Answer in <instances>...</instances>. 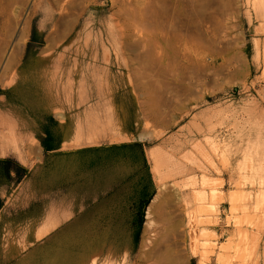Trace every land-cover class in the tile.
Masks as SVG:
<instances>
[{"label": "rangeland", "instance_id": "rangeland-1", "mask_svg": "<svg viewBox=\"0 0 264 264\" xmlns=\"http://www.w3.org/2000/svg\"><path fill=\"white\" fill-rule=\"evenodd\" d=\"M63 1H0V126L65 141L10 206L0 264H238L232 196L264 189V0ZM203 175L205 235L184 199ZM45 194L43 229L20 207Z\"/></svg>", "mask_w": 264, "mask_h": 264}, {"label": "crops", "instance_id": "crops-1", "mask_svg": "<svg viewBox=\"0 0 264 264\" xmlns=\"http://www.w3.org/2000/svg\"><path fill=\"white\" fill-rule=\"evenodd\" d=\"M0 128V159L13 158L19 166L27 169L26 174L21 180H19V182L0 191V196L3 198V204L0 207V234L5 235L6 231L4 225H6V222L11 219H17L20 211V209L17 210L14 208L10 210L13 201H15V199L23 192L25 185L32 179L35 167L46 162L49 152L63 149L65 141L63 139L55 140V146L52 149L47 150L42 142V139H45L46 137L45 133L49 131L46 124L43 126L41 125L38 131H34L28 135H22L20 129L14 125L0 126ZM43 196H45V198L39 197V200L34 199L38 200L39 203H35L37 201L29 200L26 205L20 208H22L23 211H32L33 207H38L39 213L36 215L31 214L29 220H33L36 223L39 219L41 223L43 222L42 224L39 223V228L45 229L48 226V212L50 209L55 206V209H53L55 213H51L50 215L53 222L54 219L56 221L61 219V215H59L61 210L59 209L58 203L49 204L46 194ZM72 212L74 213V210ZM73 213L70 220L74 217ZM43 236L44 234L41 235L40 239H42Z\"/></svg>", "mask_w": 264, "mask_h": 264}, {"label": "bare ground", "instance_id": "bare-ground-1", "mask_svg": "<svg viewBox=\"0 0 264 264\" xmlns=\"http://www.w3.org/2000/svg\"><path fill=\"white\" fill-rule=\"evenodd\" d=\"M0 1H2V0H0ZM13 0H6V2H5V7L7 8V6L9 5L8 3H11ZM65 1H68V0H64L63 2H65ZM71 1V0H70ZM70 1H68V2H70ZM65 3H67V2H65ZM65 3H63L62 4V6H61V8L63 9V8H65L66 6H65ZM73 3V2H72ZM59 4V3H58ZM81 4V3H80ZM0 5H1V2H0ZM70 5V4H69ZM82 5V4H81ZM1 7V6H0ZM3 7H4V5H3ZM75 7V6H74ZM5 8V9H6ZM71 8V7H70ZM1 9H3V8H1ZM62 9H61V11H62ZM78 9V8H77ZM72 10V9H71ZM2 11H4V10H2ZM68 11V10H67ZM14 12V11H13ZM1 19H2V17H0ZM3 18H4V16H3ZM14 18V17H13ZM68 18V17H67ZM70 18H72V17H70ZM3 20V19H2ZM4 24V23H3ZM7 26H8V24H7ZM7 28H9V27H7ZM11 29V28H10ZM11 32V31H10ZM10 34V33H9ZM10 37V36H9ZM2 41V40H1ZM11 42V41H10ZM14 43V42H13ZM12 42L9 44V45H12L13 44ZM1 45V44H0ZM13 46V45H12ZM15 49H16V47H15ZM0 50H2V49H0ZM13 50V49H12ZM4 52V51H3ZM13 52V51H12ZM17 53V52H16ZM2 54V53H1ZM10 56V55H9ZM0 58H2L3 60H6L7 59V55H5V53H4V55L3 56H0ZM2 62V61H1ZM3 62H5V61H3ZM1 64H3V63H1ZM8 64V63H7ZM13 65V64H12ZM12 65H11V67H12ZM1 66V65H0ZM5 66H7L6 64H5ZM10 67V68H11ZM214 149V148H213ZM216 150V149H215ZM207 158V157H206ZM209 161V162H208ZM207 162L208 163H210L212 166H215V163H216V161L214 162V160H213V158L211 157L209 160H208ZM200 168V167H199ZM215 168V167H214ZM184 169V168H183ZM201 169V168H200ZM180 170V169H179ZM201 170H203V169H201ZM206 171V170H205ZM216 171V170H215ZM204 174V173H203ZM213 178V177H212ZM212 178L210 179L209 178V176H206V175H203L202 176V178H201V180H199V183L197 182L198 180H195V181H193V182H191V186L193 185V186H196V184L198 183V184H200V186L198 187V186H196L195 187V189L193 188L192 190L193 191H191V192H189V193H185V200H186V202H187V204H188V199L190 198V196H192V194H193V196H194V198H195V201H196V203L198 202L201 206L203 205H206V206H208V208L211 210H208L207 208H206V214H205V216H203V217H201V223H203V225L205 226V227H203V234L205 235L207 232L206 231H208L209 230V226H213V228L212 229H214V230H216L215 228H216V225L219 223V218H218V204H217V202H216V200H215V197L217 196L216 194H217V188H218V183L215 181V180H212ZM196 179H199V178H196ZM217 180V179H216ZM253 183H254V181L253 180H251ZM260 181H262V180H260ZM260 181H259V183H260ZM177 185H179V182H175ZM188 183V182H187ZM238 184V183H237ZM241 183H239V185H240ZM192 186V187H193ZM210 187V188H209ZM210 190L209 191V194H211V200L209 199L208 200V197H207V194H208V190ZM244 190V189H243ZM258 190L260 191V193H261V195H259L258 196V194H260V193H258L256 196H253V197H251V198H249V200H248V198H247V200L244 198V199H242V198H238L239 196H238V194L235 196V197H233L232 196V200L234 201V205H233V203H232V211H233V213H237V211H240L241 212V214H242V219L240 220V217H239V213L237 214L238 215V217L237 218H235V219H238L237 220V222L236 223H240L241 225H238L237 226V228H236V231H235V233L237 234L236 236H238V239H239V241H238V243H237V252H236V250H235V252H236V256L235 257H237L236 258V260H234V261H236V262H239L238 264H261V260H263V263H264V209L263 210H261L260 212H261V214L258 212L259 210V208L257 207V203L259 202V199H262V198H260V196H263V194H264V189H261L260 190V188H258ZM238 192H239V190H238ZM242 192V191H241ZM255 193V192H254ZM168 195V194H167ZM170 195V194H169ZM230 195H232V194H230ZM240 195V194H239ZM241 195H242V193H241ZM247 195V194H246ZM250 195H251V193H250ZM171 196H173L172 194H171ZM243 196V195H242ZM166 197V196H165ZM172 198V197H171ZM263 198H264V196H263ZM163 200H164V198H162ZM167 199H168V197H167ZM170 199V198H169ZM169 199H168V201H169ZM193 199V198H192ZM219 199V198H218ZM174 200V199H173ZM194 200V199H193ZM194 201V202H195ZM262 201V200H261ZM165 202H167V201H165ZM170 202V201H169ZM172 202V201H171ZM171 202L169 203L170 205H171ZM262 203V202H261ZM161 203H159V204H157V206H158V208H159V205H160ZM167 205V204H166ZM181 205V204H180ZM263 204H260L259 206H262ZM153 206H154V204H153ZM167 206H169V205H167ZM202 206V207H203ZM151 207V206H150ZM258 209H257V208ZM157 207L155 208V210L156 209H158ZM151 209H152V207H151ZM162 210V209H161ZM153 211H154V208H153ZM189 211V210H188ZM256 211V212H255ZM156 212V211H155ZM204 212V213H205ZM255 212V213H254ZM203 213V212H202ZM256 214V216H254V214ZM241 214H240V216H241ZM250 214H253V215H250ZM252 216V217H251ZM253 216L254 217H256V219H254V222H252V219H253ZM243 217H244V219H243ZM249 217H251L250 219H251V221H250V219H248ZM246 218V219H245ZM159 220V219H158ZM245 222H244V221ZM198 221V220H197ZM255 221H257L256 223H255ZM235 222V221H234ZM243 222L244 223H251V224H249V225H246V227H244V226H242V224H243ZM200 223V222H199ZM236 223H235V225H236ZM254 223V224H253ZM244 225V224H243ZM201 231V230H200ZM211 235V234H210ZM209 236V235H208ZM262 244H263V250L262 251H260V248H261V246H262ZM212 253V252H211ZM226 255V254H225ZM207 256V255H206ZM222 256V255H221ZM220 256V257H221ZM228 256V255H227ZM232 256V255H231ZM208 257V256H207ZM229 257V256H228ZM234 257V258H235ZM166 258H168V257H166ZM227 257H225V258H222L221 257V260H225ZM169 260V259H168ZM229 260H230V258H229ZM228 259L226 260L227 261V263H228V261H229ZM171 261V260H170ZM231 262V261H230ZM232 264H233V262H232ZM235 264V263H234Z\"/></svg>", "mask_w": 264, "mask_h": 264}, {"label": "trees", "instance_id": "trees-1", "mask_svg": "<svg viewBox=\"0 0 264 264\" xmlns=\"http://www.w3.org/2000/svg\"><path fill=\"white\" fill-rule=\"evenodd\" d=\"M45 139H42L43 146L50 150L55 146V138L50 131H47ZM27 169L19 166L13 158L0 159V191L19 182L26 174ZM3 204V198L0 196V207ZM140 234L138 232L136 240H139Z\"/></svg>", "mask_w": 264, "mask_h": 264}]
</instances>
